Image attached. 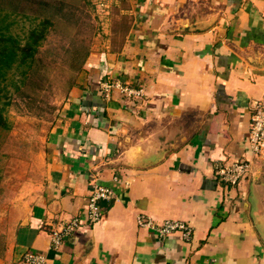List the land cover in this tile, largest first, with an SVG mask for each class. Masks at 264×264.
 Returning a JSON list of instances; mask_svg holds the SVG:
<instances>
[{
	"label": "crops",
	"instance_id": "obj_1",
	"mask_svg": "<svg viewBox=\"0 0 264 264\" xmlns=\"http://www.w3.org/2000/svg\"><path fill=\"white\" fill-rule=\"evenodd\" d=\"M123 33L89 53L38 151L36 174L0 231V264L26 249L47 264H264V156L249 147L264 98V0H128ZM140 88L129 96L118 86ZM249 159L237 184L217 162ZM109 185L102 217L57 249L49 232L85 216L91 183ZM183 220L189 241L137 224Z\"/></svg>",
	"mask_w": 264,
	"mask_h": 264
},
{
	"label": "rangeland",
	"instance_id": "obj_2",
	"mask_svg": "<svg viewBox=\"0 0 264 264\" xmlns=\"http://www.w3.org/2000/svg\"><path fill=\"white\" fill-rule=\"evenodd\" d=\"M37 1L0 0V18L16 20L10 31L18 36L25 35L31 24L40 21L46 12H51ZM39 1L72 9L75 14H80L82 24L78 26L80 32L73 24L48 28L39 55V72L35 75L27 73L25 77L17 73V77L8 84L9 91L3 98L6 102L3 114L10 127L0 129V231L12 221L10 212L15 206V196L36 174L38 151L44 146L47 132L68 95L71 77L75 79L76 76L77 81L82 71L78 73L71 68L70 39L79 42V38H84L91 53L111 33H123L130 16L128 0ZM13 8L19 11L18 14L12 11ZM36 8L43 12L35 13ZM49 9L53 10L52 7ZM35 14H38L37 18H33Z\"/></svg>",
	"mask_w": 264,
	"mask_h": 264
},
{
	"label": "built area",
	"instance_id": "obj_3",
	"mask_svg": "<svg viewBox=\"0 0 264 264\" xmlns=\"http://www.w3.org/2000/svg\"><path fill=\"white\" fill-rule=\"evenodd\" d=\"M118 86L121 91L129 96L141 94L140 88H133L121 85L118 82L112 84L104 82L102 88L105 94H109L111 86ZM249 147L254 156H264V98L257 100L253 104L250 116ZM251 161L249 159H237L229 164L215 163L214 173L217 178L226 184H237L250 170ZM85 216H75L70 218L58 229L49 232V249L54 250L59 247L63 240L74 233L81 225L92 224L102 217L101 201H109L115 196L114 189L109 185H102L93 182L88 190ZM137 224L140 228H145L154 233L159 238H164L172 234H178L183 240L189 241L192 237V227L183 220L165 219L156 222L150 216L140 213L137 216ZM20 264H47V254L44 251L26 249L20 258Z\"/></svg>",
	"mask_w": 264,
	"mask_h": 264
},
{
	"label": "trees",
	"instance_id": "obj_4",
	"mask_svg": "<svg viewBox=\"0 0 264 264\" xmlns=\"http://www.w3.org/2000/svg\"><path fill=\"white\" fill-rule=\"evenodd\" d=\"M39 1V0H38ZM41 5H46L47 9L51 12H46L44 17L40 21L31 24L25 35L18 36V34L12 33L10 30L11 25L16 20H5L4 17L0 18V129L9 128L10 124L7 117L3 114L6 102L3 98L6 96L8 90V84L10 80L17 77V73L25 77V74L30 73L35 75L39 72L41 47L43 41L46 39V31L48 28L56 29L57 27L66 26L69 24L77 25L80 23L81 16L77 15L72 9H66L64 6H50L49 2L39 1ZM9 4L10 1H8ZM13 6V5H12ZM44 6L41 7L43 10ZM45 6V7H46ZM15 7V6H14ZM53 8L50 10L49 8ZM39 8L35 9V13H42ZM15 14L19 11L13 8ZM38 14H35V16ZM8 15H5V17ZM24 16V14L22 15ZM33 18H37L38 16ZM28 17V15H26ZM59 24V25H58ZM77 34V33H76ZM71 49L69 53L71 56V68L78 73L82 70L83 64L89 54V47L86 44L84 38H79V42L76 39L71 40ZM24 68V69H23ZM76 83V76L71 77L68 83V90Z\"/></svg>",
	"mask_w": 264,
	"mask_h": 264
}]
</instances>
